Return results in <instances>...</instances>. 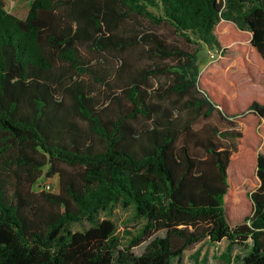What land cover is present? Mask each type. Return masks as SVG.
Masks as SVG:
<instances>
[{"label": "trees", "instance_id": "trees-1", "mask_svg": "<svg viewBox=\"0 0 264 264\" xmlns=\"http://www.w3.org/2000/svg\"><path fill=\"white\" fill-rule=\"evenodd\" d=\"M135 17L155 28L120 36ZM166 24L186 45L158 30ZM83 45L142 47L172 64L139 69L123 97L103 101L84 80L95 74ZM203 45L233 66L202 70ZM119 61V71L131 69ZM261 68L264 0H32L25 19L0 0V264H183L186 251L224 240L225 257L251 241L237 264H264V92L232 98L225 86L249 72L262 83ZM165 75L173 80L165 94L202 96L189 102L199 115L219 110L245 124L217 134L232 147L199 139L155 99L152 80ZM141 118L150 124L137 126ZM44 175L59 176L58 193L40 183ZM116 206L142 223L125 242L103 217Z\"/></svg>", "mask_w": 264, "mask_h": 264}, {"label": "rangeland", "instance_id": "rangeland-1", "mask_svg": "<svg viewBox=\"0 0 264 264\" xmlns=\"http://www.w3.org/2000/svg\"><path fill=\"white\" fill-rule=\"evenodd\" d=\"M32 0H4L6 8L10 13L17 16L18 18L25 19L28 16L30 3ZM155 28L148 21L140 17L131 18L128 22L124 23L119 29V35L123 37H129L134 34L140 33L141 31H146L148 29ZM158 30L168 36L170 41L177 42L180 45H186V43L176 34L174 29L169 25H163ZM189 49H196L197 46L189 45ZM81 53L84 61L91 62L92 69L94 71V76H86L84 78L86 84L90 86L94 94L103 100L108 96H116L123 94L121 93L122 87L129 82L130 75L135 74L141 68L149 66V64H172L171 62L160 61L156 58H151L148 56L142 47L130 48L126 52L118 53L116 51H109L104 53H98L94 48L83 45L80 47ZM214 56V57H213ZM219 53L217 50L203 45V49L199 55L198 64L202 70H205L209 65L218 62ZM119 60H124L130 63L131 69L128 71L121 70L122 63ZM226 66L229 69L233 64H228L227 62L219 61L216 66V70ZM264 73V68H261ZM98 78L104 81V83L98 81ZM173 80L170 75L156 77L152 80L153 90H157L155 94V99L157 101H165L171 108L177 110L175 117L180 124H184L187 121L191 122L192 132H195L199 139L207 141H215L218 144H223L226 147H232L234 142L230 139H220L217 134H221L227 131H237L245 132L246 126L240 121L228 120L224 117L219 110H216L211 117H205L204 115H199L192 107L189 106V102L193 100V97L202 98L201 95L193 93L184 99H179L177 96H170L165 94V91L172 85ZM105 85V86H104ZM226 88L233 93L232 98L237 96H244L243 94H260L264 92V82L258 83L253 73L249 72L241 77L240 79H233L225 84ZM245 97V96H244ZM69 102V97L67 98ZM123 102L128 105L126 99L123 98ZM116 106V104L114 105ZM117 109V107H115ZM208 109L205 108L203 112ZM150 124L145 118H141L137 126L147 127ZM187 140L186 137H182V143ZM191 147L196 152L204 155V151L197 146L196 140L189 141ZM15 179V177H14ZM15 183V182H14ZM41 184H51L52 189L50 191L58 193L60 189L59 176H55L52 179L43 176L40 181ZM14 191V184L10 188V192ZM245 212V206L242 204L235 210V217L238 219ZM103 217L111 218L119 228V235L123 238L124 242L129 238V233H136L141 226V221L134 214L133 209H124L120 206H116L112 210V214H103ZM87 227L85 225H76L75 230H82ZM164 232L157 233L155 237H163ZM148 242L143 243L141 246L134 248V252L137 254L143 253L146 249ZM229 242L224 240L220 243H211L210 241H205L194 249L186 251L183 257V264H237V258L244 257L249 250L252 248V242L250 241L248 245H235L232 247V252L227 257V249L229 247ZM176 264V263H175Z\"/></svg>", "mask_w": 264, "mask_h": 264}, {"label": "built area", "instance_id": "built-area-1", "mask_svg": "<svg viewBox=\"0 0 264 264\" xmlns=\"http://www.w3.org/2000/svg\"><path fill=\"white\" fill-rule=\"evenodd\" d=\"M44 188H45L46 190H50V189H52V185H51V184H46V185L44 186Z\"/></svg>", "mask_w": 264, "mask_h": 264}]
</instances>
